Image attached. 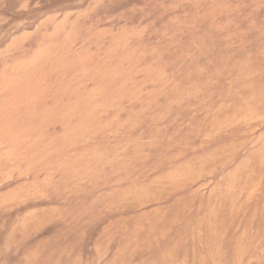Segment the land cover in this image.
I'll use <instances>...</instances> for the list:
<instances>
[{"label":"rangeland","instance_id":"1","mask_svg":"<svg viewBox=\"0 0 264 264\" xmlns=\"http://www.w3.org/2000/svg\"><path fill=\"white\" fill-rule=\"evenodd\" d=\"M0 264H264V0H0Z\"/></svg>","mask_w":264,"mask_h":264}]
</instances>
